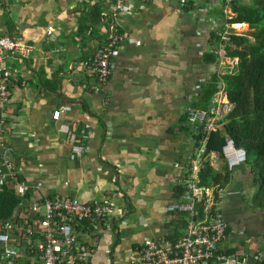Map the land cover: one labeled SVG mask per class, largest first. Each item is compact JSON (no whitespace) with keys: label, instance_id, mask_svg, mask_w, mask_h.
Listing matches in <instances>:
<instances>
[{"label":"crops","instance_id":"0c3cea01","mask_svg":"<svg viewBox=\"0 0 264 264\" xmlns=\"http://www.w3.org/2000/svg\"><path fill=\"white\" fill-rule=\"evenodd\" d=\"M111 1L0 0V36L32 46L28 57L3 59L12 96L0 153L11 150L31 187L21 212L34 202L43 211L47 197L85 203L109 199L114 222L96 231L92 264H134L146 238L174 239L184 230L186 216L167 206L181 197L197 145L196 126L187 114L199 99L193 87L208 83L216 60L206 58L209 23L201 21L200 11L185 6L187 0L137 1L117 17L115 30L126 40L110 79L95 90L96 80L83 61L102 48L113 30L100 15ZM62 104L72 109L54 119L53 111ZM64 125L84 143L82 157L72 155ZM212 152L218 157L215 165L208 163L219 171L227 164L222 152ZM231 171L219 202L225 217L231 212L235 222L226 218L235 227L253 235L264 232V214L261 228H250L249 218H240L251 166Z\"/></svg>","mask_w":264,"mask_h":264},{"label":"built area","instance_id":"2783aa9c","mask_svg":"<svg viewBox=\"0 0 264 264\" xmlns=\"http://www.w3.org/2000/svg\"><path fill=\"white\" fill-rule=\"evenodd\" d=\"M137 1L112 0L100 13L103 21L111 23V34L102 48L84 59L85 70L95 78V90L103 89L114 70V59L126 34L116 31L117 17L129 12ZM192 9L200 11L201 21L209 23L211 37L208 52L216 56L214 71L219 78L218 89L208 108L188 106V120L203 136L189 157L183 190L179 200L170 203L167 210L186 216L184 230L177 238H146L135 255L134 264H264V232L251 234L248 229L235 227L224 215L219 204L226 187L220 183L205 185L203 168L208 161L215 165L218 157L207 152L212 132L222 127V120L234 108L226 88L225 77L233 74L239 57L232 52L237 47L235 36H244L250 30L248 22H235L234 0H187ZM32 46L14 37L0 36V146L5 144L6 109L11 101L10 77L2 67L6 56L28 57ZM204 85L193 87L192 95L202 96ZM72 109L62 104L53 111L59 119ZM70 150L74 157H82L85 145L79 135L64 125ZM222 156L230 170L247 162L246 150L228 137ZM5 166V169H3ZM11 183L21 198H26L31 187L18 170V164L9 148L0 153V190ZM42 183H38L40 187ZM24 204V203H23ZM22 204V206H23ZM41 205L11 218L0 217V264H92L96 251V231L102 225L113 224L112 203L105 201L82 202L69 196L47 197ZM261 237L262 242L250 241ZM230 249L234 253L227 254Z\"/></svg>","mask_w":264,"mask_h":264},{"label":"trees","instance_id":"16d2710c","mask_svg":"<svg viewBox=\"0 0 264 264\" xmlns=\"http://www.w3.org/2000/svg\"><path fill=\"white\" fill-rule=\"evenodd\" d=\"M185 6L192 9L189 2ZM233 8L237 14L233 21L248 22L250 30L244 36L234 37L237 47L232 54L239 57V70L225 77L234 108L222 120V127L211 133L207 152L215 150L221 153L227 138L231 137L236 146L246 150V163L253 171L258 169L261 176L264 169V0H234ZM206 56L209 62L216 60V56L211 53ZM218 82L219 78L213 74L204 85L202 96L193 105L206 109L218 89ZM195 136L198 145L203 135L198 133ZM233 173L227 165L216 171L207 162L202 173L203 183L225 186ZM27 197L21 198L11 183L3 184L0 190V217H13L22 204L29 200ZM226 253L232 254L234 249Z\"/></svg>","mask_w":264,"mask_h":264},{"label":"rangeland","instance_id":"374dc122","mask_svg":"<svg viewBox=\"0 0 264 264\" xmlns=\"http://www.w3.org/2000/svg\"><path fill=\"white\" fill-rule=\"evenodd\" d=\"M214 71V70H213ZM263 173V184L260 179L259 170L255 169L250 177V180L244 181L243 183V203H242V215L240 218H249V227L254 228L258 226L263 227L262 215L264 214V170ZM255 178V181L253 180ZM261 185L262 191H261ZM252 241L262 242L261 237L250 238L248 244Z\"/></svg>","mask_w":264,"mask_h":264},{"label":"flooded vegetation","instance_id":"af4514ba","mask_svg":"<svg viewBox=\"0 0 264 264\" xmlns=\"http://www.w3.org/2000/svg\"><path fill=\"white\" fill-rule=\"evenodd\" d=\"M226 217L229 218V219H231V220H233L235 222V218H233L234 215L231 212H227L226 213Z\"/></svg>","mask_w":264,"mask_h":264}]
</instances>
